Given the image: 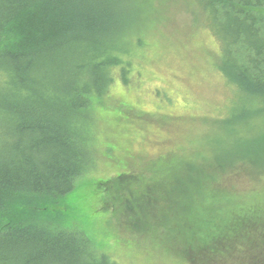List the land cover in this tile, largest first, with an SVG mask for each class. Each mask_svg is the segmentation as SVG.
Masks as SVG:
<instances>
[{
	"label": "rangeland",
	"instance_id": "1",
	"mask_svg": "<svg viewBox=\"0 0 264 264\" xmlns=\"http://www.w3.org/2000/svg\"><path fill=\"white\" fill-rule=\"evenodd\" d=\"M131 5L127 13L135 20L128 40L139 35L142 43L131 45L130 80L115 78L95 104L92 161L67 198V223L82 226L119 264H197L187 253L203 247L199 228L211 235L234 221L247 225L237 229L230 250L221 235L217 249L198 259L240 264L242 258L261 257L264 170L254 162L256 150L264 147L259 123L264 105L258 121L237 124L242 132L224 129L238 91L217 66L219 45L201 22L199 0H131ZM223 156L225 172L218 174L216 162ZM186 162L199 166L193 172L201 179L196 187L201 197L188 196ZM258 164L264 168L261 160ZM209 175L214 182L208 183ZM200 209L206 220L192 221L197 235L190 234L184 215ZM231 212L238 215L233 220Z\"/></svg>",
	"mask_w": 264,
	"mask_h": 264
},
{
	"label": "trees",
	"instance_id": "2",
	"mask_svg": "<svg viewBox=\"0 0 264 264\" xmlns=\"http://www.w3.org/2000/svg\"><path fill=\"white\" fill-rule=\"evenodd\" d=\"M199 3L201 22L219 45L217 66L238 91L224 129L242 132L237 124L258 121L264 105V0ZM131 7V0H0V264H119L82 226L67 223L66 204L92 161L95 104L115 78L130 80L131 45L142 43L139 35L128 40ZM260 160L264 147L254 162L264 170ZM183 164L189 198L201 197L193 172L199 166ZM216 166L225 172V156ZM206 180L214 182L211 175ZM191 215L184 216L197 235L193 222L206 218L202 209ZM234 225L224 223L211 235L200 227L202 251L191 248L189 259L203 264L199 254L215 251L221 235L228 248L247 224ZM240 264H264V255Z\"/></svg>",
	"mask_w": 264,
	"mask_h": 264
}]
</instances>
